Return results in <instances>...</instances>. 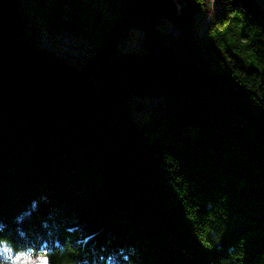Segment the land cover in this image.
Returning <instances> with one entry per match:
<instances>
[{"label": "trees", "instance_id": "trees-1", "mask_svg": "<svg viewBox=\"0 0 264 264\" xmlns=\"http://www.w3.org/2000/svg\"><path fill=\"white\" fill-rule=\"evenodd\" d=\"M223 1L201 40L177 0H99L120 16L76 68L36 52L16 0H0V246L12 260L264 264V21L249 0ZM60 9L55 24L70 18ZM162 16L183 36L158 30ZM88 24L51 26L96 43ZM132 25L146 50L118 53Z\"/></svg>", "mask_w": 264, "mask_h": 264}, {"label": "rangeland", "instance_id": "rangeland-1", "mask_svg": "<svg viewBox=\"0 0 264 264\" xmlns=\"http://www.w3.org/2000/svg\"><path fill=\"white\" fill-rule=\"evenodd\" d=\"M24 19L26 42L40 54L54 61H66L76 68H87L99 52L98 46L105 38L106 29L119 18V7L115 10H103L99 0H16ZM86 4H93L94 7ZM224 5L223 0H194L188 15L192 19L193 36L206 40V27L219 13ZM61 6L68 7L70 18L56 23V18L63 12ZM117 7V5L115 6ZM92 12V14L90 13ZM118 14V15H117ZM85 18L91 19L88 24ZM97 25L94 30L96 43H90L85 37L76 35L73 28L51 25ZM104 30H103V29ZM158 30L167 31L175 37H182L183 32L173 19L162 16L156 23ZM147 29L132 25L119 37L117 52L146 50ZM37 258H30L35 261ZM38 261V260H37ZM12 264V263H0Z\"/></svg>", "mask_w": 264, "mask_h": 264}, {"label": "snow or ice", "instance_id": "snow-or-ice-1", "mask_svg": "<svg viewBox=\"0 0 264 264\" xmlns=\"http://www.w3.org/2000/svg\"><path fill=\"white\" fill-rule=\"evenodd\" d=\"M0 256L4 257L5 261L12 260L11 250L7 247L0 246ZM12 264H48V262L46 259L32 262L28 256L21 253L12 260Z\"/></svg>", "mask_w": 264, "mask_h": 264}, {"label": "water", "instance_id": "water-1", "mask_svg": "<svg viewBox=\"0 0 264 264\" xmlns=\"http://www.w3.org/2000/svg\"><path fill=\"white\" fill-rule=\"evenodd\" d=\"M180 7L181 14L187 15L189 13V6L192 5L194 0H177ZM251 5L254 7L257 14L264 21V0H249Z\"/></svg>", "mask_w": 264, "mask_h": 264}, {"label": "crops", "instance_id": "crops-1", "mask_svg": "<svg viewBox=\"0 0 264 264\" xmlns=\"http://www.w3.org/2000/svg\"><path fill=\"white\" fill-rule=\"evenodd\" d=\"M41 259H45V258L40 257V259H36L35 261H32V262H37V260L39 261V260H41Z\"/></svg>", "mask_w": 264, "mask_h": 264}]
</instances>
